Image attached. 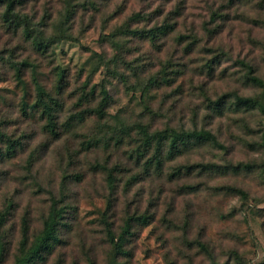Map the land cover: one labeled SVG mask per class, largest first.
Wrapping results in <instances>:
<instances>
[{
	"label": "rangeland",
	"instance_id": "obj_1",
	"mask_svg": "<svg viewBox=\"0 0 264 264\" xmlns=\"http://www.w3.org/2000/svg\"><path fill=\"white\" fill-rule=\"evenodd\" d=\"M3 10L0 4V130L21 144L0 163V212L13 204L7 264L21 219L36 234L64 176L75 217L46 264L109 263L99 220L111 196L116 233L127 216L147 220L134 229L131 257L119 262L264 264V0H22L16 11L51 41L46 57L7 28ZM136 13L144 21L131 20ZM123 25L172 29L150 43L120 35ZM244 64L262 87L246 81ZM56 69L67 84L61 122L77 111L86 83L95 87L91 105L102 88L110 103L103 121L89 117L55 141L35 112L22 113V101L34 100L35 78L51 88ZM234 96L254 106L237 108ZM140 125L206 130L223 149L197 144L165 160L160 172H146L148 156L130 157ZM89 142L96 145L85 150ZM97 163L114 171L112 194Z\"/></svg>",
	"mask_w": 264,
	"mask_h": 264
},
{
	"label": "trees",
	"instance_id": "obj_2",
	"mask_svg": "<svg viewBox=\"0 0 264 264\" xmlns=\"http://www.w3.org/2000/svg\"><path fill=\"white\" fill-rule=\"evenodd\" d=\"M21 2L22 0H0V4L4 6V10L1 14L2 22L7 28L14 32H20L21 36L30 42L35 51L43 57H46L51 41L43 37L42 32L39 31V33H35L27 17L20 15L19 12L16 11L17 6L21 5ZM141 17L139 13H136L131 16V20H135L136 22L144 21ZM171 29L172 27L170 25L156 26L151 29H131L129 26L123 25L119 27L117 31H119V34L122 36L145 39L150 43H155ZM22 64L23 66H28L27 63ZM243 66L247 70L246 81L249 84L262 87V81L253 75V69L246 64ZM31 68L34 69V67ZM19 72L20 70L17 69L16 73ZM19 82H21L20 78ZM33 85L35 92L34 100L28 103L26 101V95H23L22 113L27 116V110L29 108L35 112L43 123V132L47 133V135L55 141L61 138L63 131L70 132L75 124H83L89 117L94 116L98 121H103L106 118V109L110 103V97L104 88L100 90V100L95 106L90 104L91 100L94 99L95 87L87 89V83L84 84L80 88V94L77 100L78 104L76 106L77 111H75V114L70 115L67 120L61 122L60 113L62 111V104L60 97L63 95L67 85L65 83L64 71L56 69L54 82L51 88H47L38 78L33 79ZM225 99L224 97L219 98L213 103L214 106L220 108ZM234 102L237 108L254 106V103L249 98L234 96ZM258 106L261 111H264L263 106ZM137 129L138 131L135 133L137 141L135 142L138 145L133 149V154H130V157L132 158L135 154L137 163L140 159L148 156V163L144 162V164H141V167H144L146 172H149L150 169L160 172L165 160H172L176 156L181 155L183 153L182 151H186L197 144L208 143L213 147L223 149L215 136L206 130H197L194 128L175 131L170 127H166L164 130L150 132L147 127L143 125L138 126ZM95 145L96 144L89 142L85 150H89ZM262 146L264 148V138ZM19 147H21V144L18 140L11 139L0 130V163H2L3 160L12 159ZM94 167L95 170H100L105 174L108 190L112 194L116 188L114 171L108 169L106 165L99 163L95 164ZM242 167L247 168V166ZM236 169H239V167ZM67 178V176H64L61 182V191L58 197H50L47 213L42 219L40 230L36 234L32 233L30 230L27 218L23 217L21 219L18 230V241L14 248L15 253L11 264H46L49 257L52 256L58 246L63 243V240H61L62 234L71 230L68 220L71 217H73V219L75 217L74 208L67 202L68 197H66L64 193L66 191L64 190V185L66 184ZM76 179L78 181L79 177H75V180ZM109 199L107 209L102 213L99 220L102 225L105 242L111 249L108 264H127L126 261L119 262L118 258L128 259L131 257V252L127 247L134 237V229L137 225H145L147 220L144 217L136 219L135 216H127L123 220L119 232L116 233L113 224L109 220V218H111L109 207L110 201L113 200L112 196ZM12 208L13 204L8 202L0 212V264L8 263V257L13 249L12 242L8 238L7 230ZM55 264H62V261L58 259ZM88 264H93V261H88Z\"/></svg>",
	"mask_w": 264,
	"mask_h": 264
}]
</instances>
